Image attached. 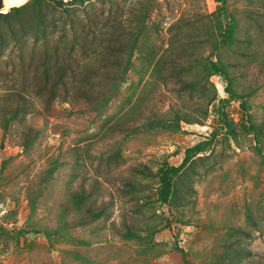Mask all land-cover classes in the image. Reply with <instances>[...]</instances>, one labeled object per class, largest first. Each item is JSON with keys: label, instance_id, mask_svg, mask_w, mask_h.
I'll return each mask as SVG.
<instances>
[{"label": "rangeland", "instance_id": "1", "mask_svg": "<svg viewBox=\"0 0 264 264\" xmlns=\"http://www.w3.org/2000/svg\"><path fill=\"white\" fill-rule=\"evenodd\" d=\"M137 1L146 0L62 1L48 13L55 27L42 32L69 34L68 18L83 21L87 13L113 12L116 3L129 15ZM148 1L151 11L126 81L102 113L61 96L46 104L45 96L31 95L37 84L28 69L31 112L6 132L0 127V227L18 235L0 231V264H264V0H226L239 44L212 58L234 70L237 92L254 90L247 113L239 101L227 105L233 131L228 135L212 112L204 115L212 95L227 97L223 79L212 76L211 86L206 83L189 98L179 78L161 67L181 46L200 59L210 54L205 22L217 3ZM25 17H0V71L15 67L18 74L19 55L40 52L41 42L35 43L41 32ZM83 60L80 70L96 62L92 56ZM5 82L0 73V95L13 83L23 86L19 76ZM176 112L188 121L175 131L124 137L130 126ZM247 115L263 124L262 136L246 134ZM28 129L38 130V137L23 149ZM214 129L209 148L177 182L173 200L159 207L160 165H179L185 149L208 140ZM142 165L149 168L148 177L133 171ZM81 190L105 214L77 225L69 199ZM128 228L139 237L127 235Z\"/></svg>", "mask_w": 264, "mask_h": 264}, {"label": "trees", "instance_id": "2", "mask_svg": "<svg viewBox=\"0 0 264 264\" xmlns=\"http://www.w3.org/2000/svg\"><path fill=\"white\" fill-rule=\"evenodd\" d=\"M215 2L217 3L216 9L209 14L208 22H205V26L208 28L205 42L211 47L210 54L200 59L181 46L182 48L178 52L171 53L168 61L164 62L161 67L166 65L167 69L172 72L170 76L179 78L181 90L188 92L189 98H193L195 92L207 87L206 83L211 86L210 78L212 76H220L223 79L227 97L220 98L216 94L212 95L208 99L211 110H207L204 115L207 116L209 111L212 112L220 129L225 130L228 135L233 131L226 111L227 105L233 100L239 101L240 106L247 113L250 107L247 99L253 95L254 90L237 92L234 88V70H231L229 64L220 57L212 58L214 52L218 54L222 50L231 49L239 44L234 14L227 10L226 0H215ZM62 3L61 0H30L23 5L12 7L7 12L0 13V17L4 19L13 14L25 15L24 21L39 29L42 35L41 40H37L35 43L41 42L40 52L36 54L32 52L29 56L19 55L18 74L15 67H11L9 71H0L4 75L6 84L11 77L19 76L23 80L21 89L16 88V84L13 83L0 95V101H2L0 127L4 132L8 131L13 123L22 122L31 112L32 104L28 97L30 91L28 88L31 85L26 79L28 69L32 68L31 77L37 84L32 89L31 95L45 96L46 104L61 96L64 101L72 99L82 102L97 113H102L110 99L117 94L121 85L126 81V74L132 65L134 53L138 50L140 38L146 29L151 11L150 1H137L129 11V15H125L116 3L113 12L87 13L83 21L78 18H68L69 34L64 32L53 36V32H49L47 36L42 31L48 27H55L53 21L47 20L48 13ZM210 27L214 28V32H211ZM177 40L180 42V39L177 38ZM91 56L96 59L95 64L85 66L83 70H80V60L84 59L83 61H85ZM160 59H162L161 56L155 66L160 64ZM186 75H189V78H186ZM184 120L188 121L177 112L170 118H149L142 123L130 126L124 137L148 130L175 131L179 128L180 122ZM246 123L243 125L246 134H251L256 138L263 135L261 122L257 123L250 115H247ZM217 131L214 129L208 140L186 148L179 165H170L166 161L160 165L157 171L158 186L156 189V202L159 207L169 205L173 200L177 182L190 167L194 157L209 148ZM37 137L38 130L28 129L25 131L21 140L22 148H30ZM116 153L118 152L116 151ZM54 163L48 169V174L52 173ZM133 171L143 177H148L151 173L145 165L136 167ZM128 185L132 189L138 188L133 182H128ZM69 201L78 213L75 222L77 225L95 221L105 214V209L95 206L90 194L83 190L73 192ZM59 227L61 230L66 229L65 225ZM2 230L3 228L0 227V231ZM3 231L5 232V230ZM5 233L12 238L17 239L18 237L17 234L11 235V232L6 231ZM127 235L139 237L129 228Z\"/></svg>", "mask_w": 264, "mask_h": 264}, {"label": "bare ground", "instance_id": "3", "mask_svg": "<svg viewBox=\"0 0 264 264\" xmlns=\"http://www.w3.org/2000/svg\"><path fill=\"white\" fill-rule=\"evenodd\" d=\"M26 1L27 0H3V7L0 11L5 12L14 6H20L24 4Z\"/></svg>", "mask_w": 264, "mask_h": 264}, {"label": "water", "instance_id": "4", "mask_svg": "<svg viewBox=\"0 0 264 264\" xmlns=\"http://www.w3.org/2000/svg\"><path fill=\"white\" fill-rule=\"evenodd\" d=\"M62 1H68V0H62ZM2 7H3V0H0V10H1Z\"/></svg>", "mask_w": 264, "mask_h": 264}]
</instances>
